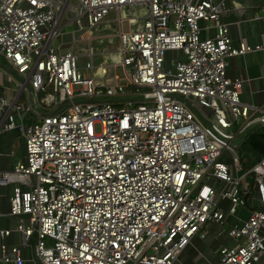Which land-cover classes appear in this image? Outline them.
<instances>
[{
    "label": "built area",
    "instance_id": "2783aa9c",
    "mask_svg": "<svg viewBox=\"0 0 264 264\" xmlns=\"http://www.w3.org/2000/svg\"><path fill=\"white\" fill-rule=\"evenodd\" d=\"M112 11L118 58L95 62L89 46L82 76L72 46ZM225 12L214 0H0V71L14 85L0 92V129L30 114L18 126L24 161L0 169V185L15 184L8 215L27 218L14 228L19 245L0 242V264H25L33 235L40 264H174L208 223L224 221L220 201L235 215L252 183L264 205V157L241 164L244 134L264 125V110L253 117L240 99L245 79L226 73L230 57L264 43L234 46ZM71 27L78 35L62 50L54 41ZM228 233L240 242L221 247L215 264L258 263L264 208Z\"/></svg>",
    "mask_w": 264,
    "mask_h": 264
},
{
    "label": "crops",
    "instance_id": "0c3cea01",
    "mask_svg": "<svg viewBox=\"0 0 264 264\" xmlns=\"http://www.w3.org/2000/svg\"><path fill=\"white\" fill-rule=\"evenodd\" d=\"M214 1L222 2L226 8V12L222 15V20L228 24L229 34L234 46H239L240 43H243L254 47L257 44L264 43V0ZM124 23L126 22H123V27ZM128 26L126 25L124 29H127ZM66 32L62 37L64 40L60 38L54 41L56 46L61 45L60 48L62 50L67 47L63 45L66 42L65 40H68L67 36L69 34L73 36V40L78 35V33L72 30ZM213 33V28L203 29L201 36L212 35ZM71 43L68 44L70 45ZM2 66L4 68L7 67V65ZM226 73L230 78L239 77L245 79L240 93V99L255 107L252 113L253 117L261 116L263 114L262 110H264V49L230 57L226 67ZM0 92L6 95L14 92V85L7 78V73L3 71H0ZM29 120L30 118L27 116L21 122L18 116H16L15 122L17 128L11 130L0 129L1 170H10L16 162L24 161L25 137L18 126H27ZM239 136L237 142L240 141ZM14 186L15 184L13 183L0 185V228H8L11 230L8 236L0 237V242H4L8 246L20 244V234L14 228L19 219H23L24 221L27 219L26 216L19 218L8 215L9 197L13 192ZM215 187L221 188L222 186ZM248 188L250 193L245 194L246 206L238 208L235 215H230L227 212L229 202L227 200L220 201V207L225 212L224 221L222 223H208L205 228V236L201 238L199 235H195L177 256L174 264H215L219 259V250L221 247L232 246L240 242V240L236 241L229 235L228 231L231 226L239 221V219H245L251 210L264 208V205H261L259 201L256 186L250 183ZM35 242L36 238L33 235L29 240V244L21 249V255L25 259V264H40L34 255ZM256 264H264V256Z\"/></svg>",
    "mask_w": 264,
    "mask_h": 264
},
{
    "label": "rangeland",
    "instance_id": "374dc122",
    "mask_svg": "<svg viewBox=\"0 0 264 264\" xmlns=\"http://www.w3.org/2000/svg\"><path fill=\"white\" fill-rule=\"evenodd\" d=\"M73 2H75V0H73ZM124 11H125V9H124ZM117 15H118V12H116V11L110 12L106 16V19L104 22H102L98 26L91 29L86 35L83 36V38L81 40H78L79 38H77L78 41H76L74 43V45L72 46V51H74L75 53L80 55V57L78 58V65L80 67H82L80 70V74L82 76L88 75V73H89L88 70L83 68L84 63H85V55L84 54H86V52L88 51L89 46L91 47V49L94 53L93 60L95 62L101 60V54L103 52L105 54L109 52V53H112V55H113V58L108 59L107 62H112L113 59L118 58L117 46H118L119 39L116 35V32L119 30V25L114 22V19L117 17ZM69 17H71V14L69 15ZM140 24H141L140 20L128 21V22L124 23V28L126 27V25H131V26H133L132 27L133 29H136V25H140ZM83 25L84 26L87 25L86 18H83ZM73 27L75 29V25H73ZM73 27H71L70 29H65L64 33L66 34L67 33L66 31L71 30ZM88 36L91 37L90 41H88ZM67 37H68V40H65L66 42H64L63 46L68 47L69 46L68 43H71L73 41V36L71 34H69V36H67ZM62 40H64V39L62 38ZM173 55H174V52H168L167 58H172ZM0 64L6 65V64H4V59L2 57H0ZM118 72L121 76H123V73H122L123 69L122 68L121 69L118 68ZM128 72H130L129 66H128ZM9 73H12L11 70H9ZM122 81L123 82L121 84L124 85L125 90H127V91L132 90V86L127 83L126 79H123ZM141 91H144V89L141 88ZM20 100L24 101L25 97L22 96L20 98ZM124 106H127V105H124ZM28 116L30 117V114H28ZM96 130L97 131L100 130L98 125L96 126ZM209 183L212 184L213 180H210ZM217 186H221V184H217Z\"/></svg>",
    "mask_w": 264,
    "mask_h": 264
},
{
    "label": "trees",
    "instance_id": "16d2710c",
    "mask_svg": "<svg viewBox=\"0 0 264 264\" xmlns=\"http://www.w3.org/2000/svg\"><path fill=\"white\" fill-rule=\"evenodd\" d=\"M264 157V125L250 126L241 142V164L248 170Z\"/></svg>",
    "mask_w": 264,
    "mask_h": 264
}]
</instances>
